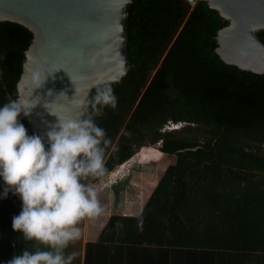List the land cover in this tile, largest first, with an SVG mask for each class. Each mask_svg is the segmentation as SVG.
I'll list each match as a JSON object with an SVG mask.
<instances>
[{"label": "trees", "instance_id": "obj_1", "mask_svg": "<svg viewBox=\"0 0 264 264\" xmlns=\"http://www.w3.org/2000/svg\"><path fill=\"white\" fill-rule=\"evenodd\" d=\"M129 11L131 71L111 84L117 108L93 117L111 141L106 174L85 183L105 177L113 188L136 164L164 162L163 153L175 161L146 190L140 212L111 214L86 242L84 262L75 252L73 264H264V74L221 58L216 37L228 19L208 1L189 8L184 0H136ZM33 39L25 24L0 20V107L19 96ZM18 119L35 134L23 113ZM170 121L181 124L166 128ZM160 139V158L136 157ZM4 188L0 177V264L46 250L13 229L23 202Z\"/></svg>", "mask_w": 264, "mask_h": 264}, {"label": "water", "instance_id": "obj_2", "mask_svg": "<svg viewBox=\"0 0 264 264\" xmlns=\"http://www.w3.org/2000/svg\"><path fill=\"white\" fill-rule=\"evenodd\" d=\"M135 1L0 0V20H16L34 32L17 89L19 99L37 103L26 118L45 143L59 117L87 119L90 105L85 109L79 102L131 71L128 19ZM202 1L228 19L216 37L221 58L264 74V40L258 35L264 31V0Z\"/></svg>", "mask_w": 264, "mask_h": 264}, {"label": "clouds", "instance_id": "obj_3", "mask_svg": "<svg viewBox=\"0 0 264 264\" xmlns=\"http://www.w3.org/2000/svg\"><path fill=\"white\" fill-rule=\"evenodd\" d=\"M36 104L17 98L0 107V177L5 183L3 195L12 191L23 202L22 211L13 217V229L46 250L25 249L7 264H73L76 253L66 250L81 237L79 223L104 211L97 189L85 183L106 174L105 149L111 143L93 117L105 115L108 107L115 110L118 99L111 84L97 87L92 99L79 102L85 109L91 106L87 119L57 115L59 122L46 133L48 147L40 135H29L18 119L22 113L29 116ZM161 145L162 139L136 153L145 146L161 149Z\"/></svg>", "mask_w": 264, "mask_h": 264}, {"label": "rangeland", "instance_id": "obj_4", "mask_svg": "<svg viewBox=\"0 0 264 264\" xmlns=\"http://www.w3.org/2000/svg\"><path fill=\"white\" fill-rule=\"evenodd\" d=\"M166 128H169L166 126ZM172 128V127H171ZM165 161L164 164L159 166L157 162L140 165L136 164L133 170L132 177L126 179L123 184H112L113 188H108L110 179L102 181H92V184L98 192V199L101 207L104 209L102 214L96 218H85L82 220L78 227L81 231V237L70 245L74 252L80 253L81 262L85 260V246L89 239H95L99 234L101 228L106 224L111 214H131L136 215L140 212L142 205L147 201L148 192L146 190H154V186L159 182L165 168L175 161V155L163 153ZM150 163V162H149ZM110 180V181H109ZM109 181V182H107ZM112 182H114L112 180ZM105 189V190H104Z\"/></svg>", "mask_w": 264, "mask_h": 264}, {"label": "bare ground", "instance_id": "obj_5", "mask_svg": "<svg viewBox=\"0 0 264 264\" xmlns=\"http://www.w3.org/2000/svg\"><path fill=\"white\" fill-rule=\"evenodd\" d=\"M136 157H141L142 161H148V160H153L155 158H160L161 149L156 148L154 146L143 147L141 150H139L138 153H136Z\"/></svg>", "mask_w": 264, "mask_h": 264}, {"label": "built area", "instance_id": "obj_6", "mask_svg": "<svg viewBox=\"0 0 264 264\" xmlns=\"http://www.w3.org/2000/svg\"><path fill=\"white\" fill-rule=\"evenodd\" d=\"M185 1H186V3H188V5H190L191 8H193L195 5H197V3L200 0H185ZM180 124H181V122L180 123H174L173 121H170L169 124H167V126L169 128H171V127L173 128L175 126H179Z\"/></svg>", "mask_w": 264, "mask_h": 264}, {"label": "crops", "instance_id": "obj_7", "mask_svg": "<svg viewBox=\"0 0 264 264\" xmlns=\"http://www.w3.org/2000/svg\"><path fill=\"white\" fill-rule=\"evenodd\" d=\"M153 163H155V162H153ZM157 163H158V162H157ZM163 164H164V163H163V162H161V163H159L158 165H159V166H161V165H163Z\"/></svg>", "mask_w": 264, "mask_h": 264}]
</instances>
